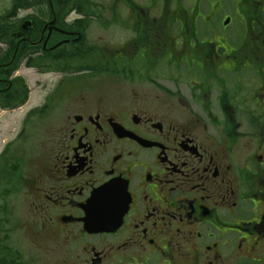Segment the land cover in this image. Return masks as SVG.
I'll return each instance as SVG.
<instances>
[{
  "label": "flooded vegetation",
  "instance_id": "af4514ba",
  "mask_svg": "<svg viewBox=\"0 0 264 264\" xmlns=\"http://www.w3.org/2000/svg\"><path fill=\"white\" fill-rule=\"evenodd\" d=\"M187 2L192 16L118 1L127 15L95 19L127 33L112 45L51 0V17L33 0L6 18L7 89L23 68L61 81L40 107L57 120L43 156L16 165L27 210L0 209V264H264V0ZM77 44L91 57L56 69ZM129 85L164 94L107 100Z\"/></svg>",
  "mask_w": 264,
  "mask_h": 264
},
{
  "label": "rangeland",
  "instance_id": "374dc122",
  "mask_svg": "<svg viewBox=\"0 0 264 264\" xmlns=\"http://www.w3.org/2000/svg\"><path fill=\"white\" fill-rule=\"evenodd\" d=\"M97 3L99 7L106 8L100 14L104 19L110 22V18L113 16L112 8L116 4L117 0H91ZM140 5L143 9L147 10L150 7H154L158 0H133ZM195 1V0H194ZM12 3L9 0H0V16L6 14L11 9ZM185 6V7H184ZM193 4H189L187 0H182L181 7L187 10L192 8ZM174 9V6L172 7ZM118 10V9H117ZM182 10V9H181ZM209 11L207 5L202 9V12L206 15ZM156 10L153 9L152 15H156ZM191 13V11H190ZM127 15L126 11H122L121 16ZM93 23V26L89 32L90 43L99 42L98 37L104 36L107 39V43L112 45L117 42L119 36H125L127 33L121 31L118 27H112L108 31H104L101 25ZM104 34V35H101ZM95 39V41H94ZM20 77L30 88V97L27 104L22 108L15 111H7L0 109V153L10 143H13V149H19L21 154H18V160L24 164L25 171L27 165L33 161L34 156L40 154L43 156L45 146L49 141V134L51 133L52 127L56 125L54 118L45 116L37 117L32 120L26 129V139H18L24 121L28 113L33 109L40 107L45 101L46 96L54 89L55 86L61 81L60 75L57 74H38L35 70H20ZM168 90L173 92L180 91V96L168 97V100H179L183 97L187 100L189 96V90L186 85H182L180 88L172 82L164 83ZM119 90L121 93L114 92L110 93L107 100H161L162 93L158 89L151 85L139 87L137 85L123 86ZM35 159V158H34ZM4 207H9L13 210L15 223L19 222L23 217L21 216L25 212L26 206L24 205L23 197L19 194H13L9 197L8 201L1 203ZM22 222V221H21Z\"/></svg>",
  "mask_w": 264,
  "mask_h": 264
},
{
  "label": "trees",
  "instance_id": "16d2710c",
  "mask_svg": "<svg viewBox=\"0 0 264 264\" xmlns=\"http://www.w3.org/2000/svg\"><path fill=\"white\" fill-rule=\"evenodd\" d=\"M39 10L41 12L40 15L43 17H51V7H50V0H39ZM54 5V10L57 15L60 16L62 14L63 16H68L69 14L76 12L79 15L85 17L87 19L86 23H92L96 18L102 16L100 13L104 10L103 7H99L97 3H94L91 0H51ZM125 5H127L130 8L136 7L133 0H119ZM20 2L24 3V5H20ZM29 2H33V0H13L11 9L4 15L0 16V41H3L7 25L9 22L6 21V18L11 15L12 11H16L20 7H23V9L28 8ZM117 9V5L113 6L111 9L112 12H115ZM5 26V27H4ZM77 49H80L79 51H83V53H78ZM72 54H66V57H63V60L57 61L56 69L59 71H66V66H75V65H81L82 61L85 60L88 57H91L92 53H86L84 55L86 48L82 47V44H77V47L71 48ZM25 57V56H24ZM2 62V56H0V65ZM87 60L84 62V64H87ZM4 76L2 77L0 75V108L1 109H14L18 108L19 106L25 104L28 99L29 95V89L25 83V81L21 78H18L12 82L13 86L10 89H7L6 82L4 81ZM11 98H17L19 100H10ZM35 116L38 117H45V112H39L35 111L28 117V119L25 122V128L27 129L28 125L31 123L33 118ZM24 137L26 141L28 139L26 138V130L24 133L21 134V138ZM19 158L15 156L14 152L7 151L5 155L0 156V209H6L10 210L9 207H4L1 203V201H8L9 197H11L15 192V177L17 176V168L16 165H18ZM21 163V162H20ZM10 213V212H9Z\"/></svg>",
  "mask_w": 264,
  "mask_h": 264
},
{
  "label": "bare ground",
  "instance_id": "6f19581e",
  "mask_svg": "<svg viewBox=\"0 0 264 264\" xmlns=\"http://www.w3.org/2000/svg\"><path fill=\"white\" fill-rule=\"evenodd\" d=\"M51 9H53V7H52ZM53 11H54V9H53ZM73 12H74V11H73ZM9 62H10V59L4 61V62L1 63V65H0V75H1L2 77L5 76V69H6V67L9 65Z\"/></svg>",
  "mask_w": 264,
  "mask_h": 264
},
{
  "label": "water",
  "instance_id": "95a60500",
  "mask_svg": "<svg viewBox=\"0 0 264 264\" xmlns=\"http://www.w3.org/2000/svg\"><path fill=\"white\" fill-rule=\"evenodd\" d=\"M91 226V229H94V228H96L97 226H98V224L97 223H93L92 225H90ZM90 232H94V231H91L90 230Z\"/></svg>",
  "mask_w": 264,
  "mask_h": 264
}]
</instances>
